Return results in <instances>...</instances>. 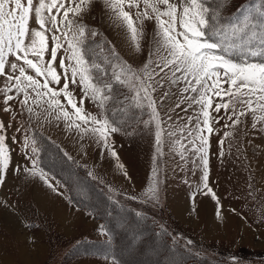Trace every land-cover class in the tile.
<instances>
[{"label":"rangeland","instance_id":"1","mask_svg":"<svg viewBox=\"0 0 264 264\" xmlns=\"http://www.w3.org/2000/svg\"><path fill=\"white\" fill-rule=\"evenodd\" d=\"M247 1L224 0V3L231 12L236 7L239 10V5ZM174 2L179 4V0ZM125 10L130 11L134 17L136 9L125 7ZM79 21L98 33L94 38L86 33L88 38L82 47L89 50L85 56L89 63L95 59L108 70L105 79L111 76L113 58L110 56V49L113 47L121 60L132 69L143 68L153 46V34L156 30L154 20L144 22L140 52L135 50L126 29L118 27L110 18L104 0H92L91 6ZM177 27L179 28V24ZM30 28H38L34 17L30 21ZM46 35L51 47V34ZM97 45H102V48ZM66 47L65 43L53 65L58 73H63V69L59 68L62 57L65 58L66 65L69 63ZM49 58L48 53H45V61ZM9 60L14 61V57H9ZM106 60L109 62L105 63ZM6 71L10 72L7 66ZM27 72L35 75L30 69ZM5 81L6 77H0V88L5 86ZM63 83L62 77L60 85L51 86L59 89ZM181 87L183 84L171 87L172 95L163 101L162 106L158 97L162 91L168 90L167 86L153 93L154 98H157L163 122L161 126L164 129L162 155L156 158L161 181L158 186V203L148 200L144 195L151 183L153 157L156 154L154 125L151 128L145 127L143 122L149 120L150 111L146 107H135L131 99L134 93L128 87L114 84L112 99L107 102L104 112L110 121L115 122L114 126L121 128V131L111 134L110 142L121 151L123 158L125 156L127 169L134 171L135 179L132 181L104 179L100 164L96 163L101 159L100 156H89L91 164L80 166L76 162L79 159L75 157V153H84V150H77L76 142L69 136L71 131L81 138L75 126L68 127L70 122L53 117L30 120L27 113L20 114L17 100L9 102L13 111L5 112L3 93L0 92V122L6 128V144L10 153L7 171L13 166L32 167L27 158L31 155V147L26 148L23 142L26 135L35 138L40 149L39 167H43L45 171V168H50L56 174L59 173L57 179L49 172L68 195L78 214V221L73 224L68 236L62 229L61 235L47 237L48 244L40 246L43 249L40 256H35L33 260L31 256L29 261L21 262L22 264H264V127L258 124L253 129L251 114L243 117V123L235 128L225 127V124L231 125L232 121L227 119L223 109L219 115L224 118L219 123L213 121L214 132L208 137V187L218 198L217 205L211 195L204 194L207 191L202 187L204 168L200 154L193 151V145L189 142L193 137L187 136V132L181 134L178 130L188 123L187 118L194 116L196 110L193 105L184 111L187 102L181 103L179 108L175 107L180 102ZM69 91L73 93L78 107L82 106L86 113L99 117L101 109L97 106L98 102L85 98L83 105H80L79 101L84 93L78 83L73 85L69 81ZM9 94L15 95V92ZM60 99L65 109L71 113V106L63 96ZM218 102L219 98L215 97L213 107ZM212 115L217 116L215 112ZM71 119L76 124H81L75 116ZM192 125H195V120ZM170 131L176 132V135L169 137ZM226 133L231 135L226 136ZM84 137L89 138L88 143L94 140L90 135ZM61 147L67 157L74 158L79 168H72L66 162L60 154ZM196 147H199L198 140ZM221 151L223 156L220 155ZM90 172L92 175H89ZM82 176L95 179V183L101 186L107 185L115 196L117 193L121 194L123 198L119 200L120 203L123 201L124 207L118 208L114 203H109L103 193L97 192ZM7 179L5 176L4 182ZM208 199L215 202L217 210L219 208V218L217 213L205 216L204 211L199 209L198 203H205L203 200ZM177 205H181L179 208L182 209L190 205L189 212L187 210L184 215H177L174 212L179 209ZM140 214L142 217H138ZM1 235L0 233V239H4ZM6 262L20 264L11 251L8 252Z\"/></svg>","mask_w":264,"mask_h":264},{"label":"snow or ice","instance_id":"2","mask_svg":"<svg viewBox=\"0 0 264 264\" xmlns=\"http://www.w3.org/2000/svg\"><path fill=\"white\" fill-rule=\"evenodd\" d=\"M91 3L92 0H0V77H6L5 86L0 88L3 111H13L9 102L17 100L21 115L27 113L30 120L53 117L70 122L68 127L75 126L81 138L90 135L98 144L102 143L112 157L117 158L110 138L121 128L114 126L115 122L108 119L104 109L112 99L114 84L128 87L134 93L131 99L135 107H146L150 111L149 120L143 122L145 127L154 125L156 154L153 157L151 183L144 195L158 203L161 181L156 158L162 155L164 129L153 93L167 86L168 90L162 91L158 97L162 106L163 101L172 95L171 87L183 84L179 88L180 102L175 107L179 108L181 103L187 102L184 111L193 105L196 110L194 116L187 118L188 123L178 130L193 137L189 142L193 145V151L200 154L204 168L202 187L207 190L204 194L211 195L219 205L215 193L208 187V137L214 132L213 121L219 123L224 118L219 115L223 109L224 115L232 121L231 125L225 124V127L235 128L249 114L253 129L258 124L264 127V4L244 8L239 21H233L223 16L222 0H179V4L174 0H104L110 18L130 34L137 52L141 51L144 22L154 20L156 28L153 46L143 68L132 69L121 60L113 47L110 49L113 58L111 76L105 79L108 70L95 59L89 63L85 59L89 50L82 47L88 35L93 38L98 35L79 21ZM125 7L136 9L135 18ZM33 17L37 29L30 28ZM46 33L51 34V47ZM226 36L231 39L226 40ZM65 43L69 63L66 65L62 57L59 68L63 69V73H58L53 65ZM97 47L102 48V45ZM45 53L50 57L47 61ZM9 57H14V61H10ZM6 66L10 72L6 71ZM28 69L35 75L28 74ZM62 77V88L51 86L60 85ZM69 81L73 85L78 83L84 93L80 105H83L85 98L98 102L97 106L101 109L99 117L77 106L73 93L69 91ZM12 92L15 95L9 94ZM61 96L71 106V113L62 104ZM215 97L219 98V102L213 107ZM212 112L217 116H213ZM72 116L81 124H76ZM5 131L4 123L0 122V185L4 183L10 165ZM168 135L174 136L176 132L170 131ZM197 140L199 147H196ZM23 143L26 148L31 147V155L27 158L32 163L31 168L25 167L23 171L33 177L38 176L48 188L57 192L59 184L51 182L55 177H50L39 167L37 140L26 135ZM220 144L223 145V140ZM220 155L223 156V151ZM119 167L123 168L122 165ZM16 171H20L19 167Z\"/></svg>","mask_w":264,"mask_h":264},{"label":"crops","instance_id":"3","mask_svg":"<svg viewBox=\"0 0 264 264\" xmlns=\"http://www.w3.org/2000/svg\"><path fill=\"white\" fill-rule=\"evenodd\" d=\"M70 133L69 136L76 142L77 150L80 152L84 150V153H75V157L79 159L76 162L80 166L91 164L90 157L100 156L101 159L96 163L100 164L102 174L105 175L104 179L110 181L115 178L122 181L135 179L134 171L127 169L125 156L123 158L121 151L113 146L114 144L111 145L117 153V158L112 157L107 149L103 148L102 143L98 144L94 140L88 143L89 138H78L75 133L73 134L71 131ZM54 143L56 144V142ZM58 146L60 147V144ZM62 148L60 149L63 150ZM71 159L74 160V158ZM119 165H122L123 168ZM24 168L23 166L19 168L20 171H16L17 167L13 166L7 171L6 176L8 179L0 185V233L4 237V239H0L2 240L0 243V264H2L5 257L8 258V252L10 251L16 255L20 264L29 261L31 256H33L32 260L39 257L41 251H43L40 246L48 244L47 237L54 238L61 235L62 229L66 232L64 234L68 236L69 230L78 221L76 208L73 207L68 195L60 186L57 192H53L38 176L33 177L25 173ZM49 176L53 177L50 173ZM51 182L57 185L56 179ZM102 187L109 198L113 197L111 199L119 205L123 204V201L120 203L119 200L123 198L121 194L117 193V196H115L110 187L107 185ZM111 193L113 194L111 195ZM9 199H11V202H9ZM27 227L30 229L28 230Z\"/></svg>","mask_w":264,"mask_h":264},{"label":"trees","instance_id":"4","mask_svg":"<svg viewBox=\"0 0 264 264\" xmlns=\"http://www.w3.org/2000/svg\"><path fill=\"white\" fill-rule=\"evenodd\" d=\"M261 4H264V0H248L247 2H245V4H241L239 5V10L237 9L238 7H236L233 11H228L227 8L225 7V3L224 0H222L221 3V7L223 8V16L226 18H231L233 21H239V19L242 17V10L244 8H248L250 6H260ZM215 6V5H213ZM226 40H230L231 37L230 36H226L225 37ZM235 58V57H234ZM55 146V145H54ZM60 154L65 158L66 162L72 167V168H79L78 164H76V162L74 160H72L71 158L69 159V157H67L62 150H59ZM43 168V167H42ZM44 169V168H43ZM46 171L51 172V174H53V176H55L57 179H59L58 175L59 173H55L54 170H51L50 168H45ZM61 176V175H60ZM86 181L90 182L92 184V186L95 188V190L97 192H101V194L103 193V197L109 202V203H114L118 208H123L124 205H119L116 201L112 200L111 198H109L106 194L105 191L103 189V187L97 183H95L92 179H90L88 176H82ZM142 214L138 215V217H142ZM160 234V233H159ZM173 247V246H172Z\"/></svg>","mask_w":264,"mask_h":264},{"label":"bare ground","instance_id":"5","mask_svg":"<svg viewBox=\"0 0 264 264\" xmlns=\"http://www.w3.org/2000/svg\"><path fill=\"white\" fill-rule=\"evenodd\" d=\"M205 203H198V207H199V209H201L202 210V212H203V214L206 216H212V215H214V214H216L217 213V206H216V204H215V202L213 201V200H211V199H208L207 201L206 200H203ZM188 204V203H187ZM182 205V204H181ZM181 205H177L178 206V208H179V206H181ZM189 206L190 205H188V206H186V207H183V209L182 208H179L178 209V211H174L175 213H177V215H184V213H186L187 212V210H188V208H189ZM174 207V206H173ZM182 207V206H181ZM190 209H192L191 207H190ZM204 209V210H203ZM188 212H189V210H188ZM192 212V211H191ZM9 219H10V217H9ZM34 254H35V252H34ZM37 254V253H36ZM7 259H6V257L3 259V262H2V264H7Z\"/></svg>","mask_w":264,"mask_h":264}]
</instances>
